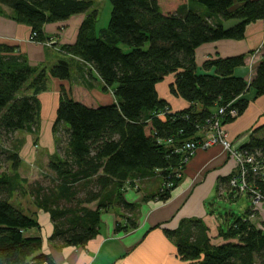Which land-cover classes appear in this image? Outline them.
Instances as JSON below:
<instances>
[{
	"label": "trees",
	"instance_id": "1",
	"mask_svg": "<svg viewBox=\"0 0 264 264\" xmlns=\"http://www.w3.org/2000/svg\"><path fill=\"white\" fill-rule=\"evenodd\" d=\"M108 1L110 22L98 32L99 14L89 0H0V14L3 8L10 10L18 23L31 28L37 43L49 42L46 25L86 14L75 43L60 51L89 65L118 101L88 107L62 89L47 184L29 185L19 174L24 140H15V135L39 136L38 95L47 90L50 78L69 81L72 67L61 60L49 70L32 68L17 48L0 45V148L10 147L6 159L14 173L10 177L0 171V264H55L41 253L43 238L30 234L41 225L36 213L13 202L17 193L29 196L38 211L50 216L53 245L83 247L98 236L103 211L118 206L135 215L136 207L123 198L127 184L159 175V197L168 201L192 159L184 163L183 144L200 140L220 108L227 111V126L248 109L244 96L249 91L255 98L264 96V47L250 83L235 75L246 65L245 55L211 58L201 73L196 63V51L204 45L243 40L250 24L264 20V0ZM169 77L171 95L189 104L182 111L173 112L159 96L157 86ZM232 110L237 112L234 118L229 115ZM243 149L257 162L264 161V126L254 130ZM236 176L237 172L229 177V188ZM246 184L262 196L264 206V176L250 173ZM231 192V197L237 195ZM239 193L247 194L251 207L239 217L232 211L217 217L220 244L212 243L200 221L183 223L168 234L183 261L264 264V229L250 220L258 209L254 194L247 189ZM134 227L131 221L120 229Z\"/></svg>",
	"mask_w": 264,
	"mask_h": 264
},
{
	"label": "crops",
	"instance_id": "2",
	"mask_svg": "<svg viewBox=\"0 0 264 264\" xmlns=\"http://www.w3.org/2000/svg\"><path fill=\"white\" fill-rule=\"evenodd\" d=\"M86 16L80 14L65 22L46 25L45 37L49 42H53L52 46H48L46 43H34L31 40V28L18 23L10 10L3 8V14H0V45L17 48V54L24 56L32 68L49 70L61 60L69 61L72 67L69 81L50 78L47 90L38 95L41 103L39 134L41 135L42 131L43 136L36 137V145L45 150L41 155L47 157L46 164L56 150L52 131L62 89L88 107L118 103L113 90L106 89L105 84L89 65L60 51L63 46L75 43L79 27ZM233 24L225 25L228 27ZM263 47L264 20L250 24L243 40L220 41L200 47L196 51V63L201 69L203 63L211 58L245 55L246 65L238 68L235 75L250 83L263 59ZM172 81V77L167 78L157 86V90L160 98L170 104L173 112L182 111L188 108L189 104L171 95L169 84ZM254 94L251 90L244 96L249 101L248 109L226 126L234 144L248 143L254 130L264 126V96L255 98ZM30 145L29 140L24 138L20 151L22 160L28 151L34 152ZM235 172L236 164L223 148L216 146L208 150H198L188 162L171 198L166 202L159 197L162 186L159 175L127 184L123 190V198L126 203L136 207L135 215L126 214L118 206L103 211L98 236L85 246L53 245L50 239L55 232L54 224L44 212L41 213V218L40 211L37 218L41 230L32 231L30 234L43 238L41 253L50 257L55 264H193L178 256L175 241L168 234L177 232L183 223L200 221L208 229L212 243L220 244L218 215L213 211L214 205L208 207V203L213 202L216 195L225 198V195L232 191L228 180ZM235 193L237 195L232 197L228 195L230 202L233 197L240 196L239 191L235 190ZM250 220L264 229V206L258 207ZM131 221L135 222L134 228L129 231L120 229Z\"/></svg>",
	"mask_w": 264,
	"mask_h": 264
},
{
	"label": "rangeland",
	"instance_id": "3",
	"mask_svg": "<svg viewBox=\"0 0 264 264\" xmlns=\"http://www.w3.org/2000/svg\"><path fill=\"white\" fill-rule=\"evenodd\" d=\"M89 1L93 2V5H94L93 9L97 10L98 14H99V19H98V23H97L98 32L101 31L102 29H106L109 25L110 18H111L112 6H111L110 2L108 0H89ZM34 43H37V42H34ZM46 44L48 46H52L50 44V42H47ZM121 48L125 52L129 51V49L126 46H121ZM201 71H202V69H200V73H201ZM42 136H43V134L41 131L40 137L42 138ZM17 138H21L23 140L25 138V140L26 139L29 140V142L31 144L30 145L31 149L34 148L33 149L34 152L32 153L31 150L28 151V153L25 154V157L22 160V166H21V169L19 170V174H20L21 178L23 180H27L29 182V185L33 184L34 182H37V181L42 182L43 184L46 185L47 179L45 177L47 176V173H48L46 161L48 159H47V157H44L43 155H41L42 151H45V150H43L39 145H36L37 138L35 135L19 133V134L15 135V140H17ZM45 143H47V142L45 141ZM209 149H211V148H209ZM206 150H208V149H206ZM9 151H10L9 146L0 148V171L2 173H6L10 177H13L14 173L11 171L10 163L7 162V159H6ZM45 154H47V153H45ZM236 172H237V167H236ZM247 191H249L253 195V191L250 188ZM229 192H230V190H229ZM230 193L228 195H230ZM228 195L226 194L225 198H220V196L218 197L216 195V198L214 199V201L208 203V207H211V205H214V206H212V207H214L213 211L218 215V217L222 216L225 218L226 214L231 212V211L234 213V215L236 217H239V216L244 215L245 212L250 209L251 203L249 202V199H248L246 193H240L239 194L240 196L236 197V199L231 201V202L228 199ZM13 202L17 206L22 207L24 210H27L30 213H36L37 215L39 213V211L34 207L32 200H31V198H29V196H24L21 193H17L13 197ZM257 207H262V204L261 203L258 204ZM41 213H42V211L40 212V217L43 218Z\"/></svg>",
	"mask_w": 264,
	"mask_h": 264
},
{
	"label": "built area",
	"instance_id": "4",
	"mask_svg": "<svg viewBox=\"0 0 264 264\" xmlns=\"http://www.w3.org/2000/svg\"><path fill=\"white\" fill-rule=\"evenodd\" d=\"M35 34L31 36V40L34 41ZM53 44V42H51ZM227 111L225 108H220L218 113L212 118V121L206 129L200 134V140L187 141L181 147V152L187 154L184 159V163H187L198 150H206L215 146L223 148L227 155L235 162L237 167L238 177L230 182L231 189L237 191H245L247 188L246 178L251 174L264 176V161L257 162L253 156H248L244 151V145L241 143L234 144L229 137L226 130V126L223 124ZM229 115L234 118L237 116V112L232 110ZM253 205L258 206L262 200V196L253 191Z\"/></svg>",
	"mask_w": 264,
	"mask_h": 264
}]
</instances>
